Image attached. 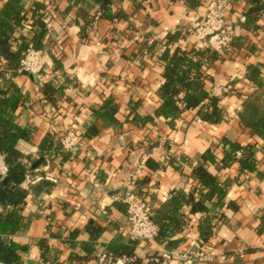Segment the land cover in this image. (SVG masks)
I'll return each mask as SVG.
<instances>
[{
	"label": "crops",
	"instance_id": "0c3cea01",
	"mask_svg": "<svg viewBox=\"0 0 264 264\" xmlns=\"http://www.w3.org/2000/svg\"><path fill=\"white\" fill-rule=\"evenodd\" d=\"M4 1L0 0V5ZM32 1L49 6L47 38L54 44L60 63L45 51L46 82L55 80L65 89L53 108L32 76L13 74L10 80L24 96L13 121L30 134L29 140L21 141L18 149L27 157V163L32 164L30 168L35 175L52 178L46 177L32 186L28 204L21 213L25 229L12 237L28 248L21 253L23 264H28V260L34 264L43 261L42 243L47 246L50 264H93L96 254L107 252L111 246L119 250L120 245L130 242H136L134 255L160 250L162 246L157 241L149 246L132 241L121 232L120 227L127 226L126 205L119 197L135 167L146 156L152 165L158 166L154 169L146 164L140 191L150 201L153 216L165 213L173 195L188 194L200 186L188 176L209 150L217 163H207V169L221 182L231 181L225 203H232L235 208L223 206L209 213H193L190 205H184L180 213L185 224L172 241L183 240L177 248L181 250L199 238L208 252L228 255L224 264H264V140L249 126L254 112H264V86L258 88L248 78L250 68L255 66L264 81V11L251 13L256 7L252 0H234L227 22L235 41L221 59L211 61L206 69L205 88L210 94L213 85L232 88L230 85L236 80L230 93L222 97L223 121L212 125L199 118L192 120L194 112H187L184 118L190 122L185 129L181 128L182 121L176 129H171L163 118L144 126L131 120L132 101H141L142 115L155 111L161 102L159 90L164 82V66L158 60L161 51L148 53L142 64H138L133 49L140 46L146 35L164 39L177 31L182 36L172 49L201 48L190 29L193 21L204 15L203 0H196L199 5L194 7L189 6L188 0H112L107 7L97 0H53V7L48 0H26L25 6L29 8ZM249 16L254 19L252 23L246 22ZM30 23H26L25 30H29ZM116 34L132 36L130 41L136 42L131 44L128 40L120 44ZM120 46L121 53L114 52ZM120 80H126V86H121ZM12 86L7 97L14 93ZM109 98L118 106L116 123L94 116V111ZM71 125L82 132L92 128V134L81 141L87 145L88 152L75 159L60 155L43 157V140L49 135L60 138ZM223 138L255 148L260 176L252 173L240 176L236 162L228 168L222 167ZM168 141L175 144L171 151L166 146ZM148 143L152 145L150 150ZM55 148L56 145L52 152ZM171 152L177 159L174 165L168 163ZM41 158L45 162L32 169ZM195 197L200 198L197 193ZM205 205L212 208L211 201ZM206 217L211 218L215 228L204 240L199 226Z\"/></svg>",
	"mask_w": 264,
	"mask_h": 264
},
{
	"label": "trees",
	"instance_id": "16d2710c",
	"mask_svg": "<svg viewBox=\"0 0 264 264\" xmlns=\"http://www.w3.org/2000/svg\"><path fill=\"white\" fill-rule=\"evenodd\" d=\"M48 1L50 6L53 7V0ZM97 1H102L103 7H107L112 2V0ZM252 1L256 4V7L251 10V13L264 11L262 0ZM25 2L26 0H6L0 5V152L5 155L9 167L7 176L9 181L4 182V179L0 177V263L2 264H23L21 253L27 251L28 248L16 243L12 237L25 229L21 213L28 204L31 192L23 190L20 185L27 174L34 177L38 176L34 174V170L28 167L25 159L27 157L18 149L19 143L28 141L30 134L28 130L21 128L13 121V116L24 101V96L18 88L11 85L10 80L13 74H20L21 59L31 44L38 49L48 51L59 63L55 46L47 38L49 33V6L47 7L44 2L32 1L28 5L29 8H27ZM187 2L190 7L199 5L196 0H188ZM113 19L114 17L111 16L110 20L113 21ZM253 20L249 16L246 22L252 23ZM26 23H30L29 30H25ZM181 36V31L169 33L163 40L153 39L151 35H146L143 41L140 42V46L145 48L147 53L153 54L155 50L161 51L158 60L164 66V82L159 90L161 102L152 114H140V100L131 102L130 117L132 122L144 126L148 123H155L156 119L163 118L171 129H176L180 121H182L181 128L185 129V126L190 122L187 123L184 118V114L187 112H194L192 120L199 118L201 121L212 125H217L223 121L225 111L221 104L222 98L211 95L205 88V83L208 80L206 69L211 61L221 59L222 54L202 48L193 51L182 50L179 47L172 49V45ZM142 50H139V52ZM135 53L138 54L137 51ZM260 74L259 68L255 66L250 68L249 81L258 88L264 86ZM235 81L230 85L231 89H233ZM11 86L14 93L7 97L8 89ZM64 87L52 80L47 81L40 91L53 104V108H56L60 97L64 95ZM117 110L118 106L109 98L100 109L94 111V116L105 122L116 123L115 113ZM53 114H55V110H53ZM249 120L252 131L264 140V112H254ZM78 134L82 141L83 137L92 134V128L88 127L84 132L79 129ZM59 139L53 135L45 138L41 143V155L46 159L51 158L53 155L54 157L60 155L63 158L71 159V154L65 152L58 145ZM166 144L168 150H173L175 144H171L169 141ZM222 144L224 156L221 164L223 168H228L236 162L240 166V176L246 173L260 176L258 171L259 160L256 158V150L253 146H242L228 138H223ZM54 145H56V148L52 152ZM147 145L150 150L152 145L149 143ZM238 151L242 152L240 158L236 157ZM170 154L168 155V163L174 165L177 159L172 155V152ZM181 160L183 161V159ZM207 163H217L216 157L213 156L210 150L203 154L201 163L197 164L193 168L192 174L188 176V178L200 183L196 191H191L188 194L178 192L170 199V208L165 213H158L153 216L160 227L157 238L160 245L171 241L179 229L181 230L184 226L185 221L180 213L184 205H190L193 213H209L210 210H220L223 206L227 209L229 207L235 208L232 203H225L231 181L221 182L218 177L209 173ZM147 164L154 169L158 166L157 164L152 165L150 159L147 160ZM40 176L46 177L45 174ZM140 183H142L141 178L138 181V193L142 196ZM196 193L199 194L200 198L195 197ZM208 201L212 202L211 209L205 205ZM214 228L211 218L206 217L199 226L201 237L204 240L208 239L214 232ZM189 234L187 232L185 235L188 236ZM5 237H7V240H5ZM42 246L45 247L42 259L43 262H47V246H44V243H42ZM135 250L136 242H130L129 245H120L119 250L117 246H111V249L107 252L119 256H131L134 255ZM92 262L97 264L95 258Z\"/></svg>",
	"mask_w": 264,
	"mask_h": 264
},
{
	"label": "built area",
	"instance_id": "2783aa9c",
	"mask_svg": "<svg viewBox=\"0 0 264 264\" xmlns=\"http://www.w3.org/2000/svg\"><path fill=\"white\" fill-rule=\"evenodd\" d=\"M234 0H203L205 5L204 15L196 18L192 23L190 34L200 44L202 49L223 54L229 51L235 41L233 30L228 25L227 13ZM27 26V25H26ZM157 39H162L158 36ZM46 52L31 44L25 52L20 63L19 73H29L34 77L37 88L40 90L46 83V71L48 64ZM231 88L228 86H212L211 95L222 98L229 94ZM42 102H45L43 99ZM79 128L71 125L60 137L59 144L62 149L71 154L72 158L88 152L87 145L82 144L78 134ZM242 152H236V157L240 158ZM147 157L144 156L135 167L132 177L125 186L124 193L119 200L126 205V227H120L126 238L132 241L152 246L156 243L160 227L155 222L150 207V201L138 193V181L141 178L147 164ZM32 164L28 163L30 168ZM9 167L6 163L5 155L0 152V177L4 179L8 176ZM47 177V178H46ZM46 177L32 176L27 174L20 187L25 191H30L34 184L46 179ZM170 242V241H169ZM168 242V243H169ZM167 244L161 245L158 251L151 250L144 255H116L109 252L96 254L97 264H134L137 261L142 264H224L228 260L226 253H211L203 246L199 238L190 241L185 249L167 250ZM242 256V253H239ZM243 257V256H242ZM39 264H50L40 261Z\"/></svg>",
	"mask_w": 264,
	"mask_h": 264
},
{
	"label": "rangeland",
	"instance_id": "374dc122",
	"mask_svg": "<svg viewBox=\"0 0 264 264\" xmlns=\"http://www.w3.org/2000/svg\"><path fill=\"white\" fill-rule=\"evenodd\" d=\"M138 39H136L137 41H139L140 40V35L139 36H136ZM157 38V37H156ZM118 39H119V41H120V44H122L121 42H128V40L130 41V40H132L133 39V37L132 36H130V37H127V36H123V34L122 35H117L116 34V40L118 41ZM134 40H135V36H134ZM159 40H162V39H159ZM136 42V41H135ZM134 42V43H135ZM129 43H131V44H134L133 43V41H130ZM133 49V48H132ZM141 49H143L141 52H139V50H141ZM123 49H122V47L120 46V47H117V49H116V51L114 50V52H116V53H121V51H122ZM137 52H138V54H137V57L138 58H136V62L138 63V64H142V61H144V59H145V57L146 56H148L149 54L146 52V49L145 48H143L142 46H136V49H135ZM133 51H134V49H133ZM144 63H147L148 65H151L149 62H147V61H145ZM126 84V80H120V85L121 86H126L125 85ZM116 84H114V86H111V88H115L116 86H115ZM145 86V85H144ZM140 88H142V86L140 87ZM141 90H143V88L141 89Z\"/></svg>",
	"mask_w": 264,
	"mask_h": 264
},
{
	"label": "water",
	"instance_id": "95a60500",
	"mask_svg": "<svg viewBox=\"0 0 264 264\" xmlns=\"http://www.w3.org/2000/svg\"><path fill=\"white\" fill-rule=\"evenodd\" d=\"M24 74L26 75H30L29 73L25 72ZM31 76V75H30ZM32 78H34L32 76ZM44 161V158H41L39 159L37 162L34 163V165L32 166V169H36L38 168V166ZM9 181V178L8 177H5L4 178V182H8ZM44 184H48V182H44ZM182 241L183 240H171L168 245H167V250L170 252L172 250H175L177 249L181 244H182ZM28 264H34V262L32 260H28Z\"/></svg>",
	"mask_w": 264,
	"mask_h": 264
}]
</instances>
